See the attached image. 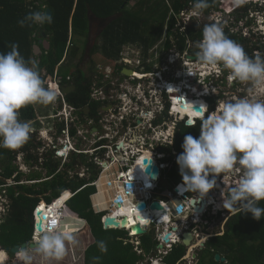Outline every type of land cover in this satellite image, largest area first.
<instances>
[{
    "label": "built area",
    "instance_id": "2783aa9c",
    "mask_svg": "<svg viewBox=\"0 0 264 264\" xmlns=\"http://www.w3.org/2000/svg\"><path fill=\"white\" fill-rule=\"evenodd\" d=\"M193 5L194 3H190L184 11L176 16L178 21L176 28L180 32H187L193 26V22L203 21V23L222 24L224 32L228 30L229 35L236 36L240 42H243L238 44L244 48L245 52L246 50L249 51L250 55L246 54L250 57L256 55L264 57V0H220L219 9L213 10L208 16L203 11L199 14H193ZM165 41L166 39L164 38L158 43L159 48L156 51L153 49L157 48L158 45L151 49L147 67L144 65L142 51L138 47L124 48L121 58L117 61L113 60L114 64H117L119 68V74H121L122 70L135 71L136 69L133 66L140 67L141 70H150V74L141 75V77L150 82L145 92L146 95H143V98L136 96L123 103L124 107L128 102L130 104L134 103V108H136L141 104L140 101L144 100V103L151 107V111L147 113L141 111L138 114L139 118L145 120V124L141 127H136L137 133L129 129L115 139L108 136L101 137L98 133L92 131L93 122L89 120L86 121L89 126L88 131H82V127H78L82 120L80 122L77 116L73 118L75 108L67 102H65L66 106L68 105L72 111L69 112L70 114L65 120L59 116L61 118L60 121L65 122L64 130L60 131L59 127L53 125V127L43 129L38 134L32 129L30 136L36 139V143L41 144V148L32 153L39 156L41 165H34L33 161L28 163V153H19L17 159L13 162V165L17 168L14 175L9 179L0 176V229L11 212L12 201L9 197V190L19 191L17 189L19 186H31L49 180L28 181V179H22L18 182L17 178L20 174L28 176L34 171H43L42 166L45 162V155L62 162L58 173L64 170V165L69 162L72 156H86L89 162L97 164L102 171L109 170L110 167L114 166H117L118 169L115 180L108 181V188L116 189L115 196L111 199V204L102 210L95 208L94 205L96 213H106L102 218L103 224L107 217H114L116 220L122 221L125 217L131 216L134 210L138 212L137 204L147 202V208L144 211V214L148 215L147 224L135 222L140 223L143 229L148 232L152 224L162 226V230L158 227L156 229L157 247L149 257L140 249L142 236L136 235L131 227L127 229L130 240H126V244L128 242L134 244L138 255L145 256V259L138 264H165L164 258L176 244L182 243L183 235L189 231L195 236L197 244L191 250L193 254L188 259H185L183 264H197L196 251L200 249L202 241L205 240L204 236L200 238V231L204 225L209 224L206 215L222 213L223 218H227L230 215L227 213L231 209L227 210L223 207L221 193L225 191L223 195L227 197V189L238 183L242 172L221 173L215 177L217 186L210 190L207 196L202 198L207 202L202 213L196 212L191 206L192 199L188 196L189 192H181L179 190L182 184L162 193L165 201H160V203L165 211L151 210V205L154 202L151 193H155L158 189L157 184L162 178L163 172L171 169L176 163L179 153L175 151L174 146L179 127L183 123L186 125L189 120L195 123L194 126L200 121L199 112L195 111L194 108L206 105L208 112L205 113V116L214 112L217 105L224 102V98L231 94V89L240 81L230 80L229 70L224 69L222 64L212 67L197 60L196 53L199 49L197 47V49L193 50V47L202 40H186V47L183 51L179 49L177 41L173 38L171 39L173 47L166 51L164 47ZM244 44L247 46H244ZM73 46L71 36L68 49ZM165 55H167L166 63L162 65L161 59ZM192 57L195 58L193 59ZM133 75L138 74L133 73ZM126 79L134 81L135 78L128 76ZM52 84L56 86L60 93L59 95L62 96L63 86L60 84L58 70L49 80L47 87L50 88ZM149 94L152 96V100ZM176 100L177 103H175ZM185 100H192V104H190L191 113L183 114L182 112L188 109ZM184 105L187 108H183ZM129 107L126 110L124 109V112L130 111ZM192 114L197 116H192ZM112 117V115H107L106 121L108 122ZM72 130H75L76 133L72 134ZM105 140H109L110 143H106ZM168 149H171V151H167ZM12 151L15 152L17 149ZM146 158L153 160L154 164L159 166L161 170L159 180L153 181L145 173L147 165L144 164V159ZM170 158L173 161L172 163H164L162 161ZM136 159H141L138 172L133 168V163ZM72 173H69L71 177H73ZM77 175L80 178H85L87 171L83 169ZM209 179H212L211 175ZM93 185H96L99 189L98 181L93 183ZM138 194H149V196L146 197V200L138 197L134 204L131 205V208L125 209L129 200L135 198ZM66 212L64 204H62V207H58L55 202L52 205L46 202L40 203L33 213L35 240L40 234L49 229L64 231V227L65 229L68 228V225H66L68 221ZM44 215L48 217L45 220L43 219ZM41 221L44 227L43 232H39L37 229V224ZM111 229L117 228L108 227L106 230ZM168 234H170L169 241H166L165 237Z\"/></svg>",
    "mask_w": 264,
    "mask_h": 264
},
{
    "label": "trees",
    "instance_id": "16d2710c",
    "mask_svg": "<svg viewBox=\"0 0 264 264\" xmlns=\"http://www.w3.org/2000/svg\"><path fill=\"white\" fill-rule=\"evenodd\" d=\"M190 3H194V0H0V53L11 51V45L18 44V51L26 60L37 61L41 74L44 70L47 72L45 80L48 76L50 80L58 70L60 83L64 86L67 84L68 76L72 75L71 65L69 63L63 65L72 59V53L62 63L71 35L73 40L75 38L85 40L89 33V14L93 13L97 18L112 19V21L101 33L91 54H101L107 60L117 61L121 58L125 46L138 47L142 51L144 65L147 67L151 49L164 38L166 51L173 47L172 38L177 41L181 51L186 47V40H202L203 27L211 23H204L202 26L194 24L185 33L176 28L178 24L176 16ZM209 3L210 7L203 10L206 16L220 7V0H209ZM48 9L52 11L51 24L24 27L19 25L18 21L29 13L47 12ZM227 31L225 34L230 39L243 43L236 36L229 35ZM43 33L49 37L51 49L38 58L34 54V45L39 44V36ZM76 55L77 53L74 56ZM76 80L78 91L67 96L66 102L79 110L78 114H82V110L86 107L92 108L93 115L98 113L100 104L91 102V86L83 84L86 80L80 70ZM19 111L18 118L21 122L30 124L35 119L32 104ZM64 126V123L59 124L60 131L65 129ZM48 127L51 126H45V128ZM38 128H41L40 124ZM75 133V130H72V134ZM186 135L198 138L200 121L194 127H186L184 123L179 127L174 146L179 154L183 152L182 144ZM30 137L31 139L15 152L0 147V170L2 171L0 176L9 179L14 175L17 168L13 162L19 153H28V163L33 161L34 165H41L39 156L32 153L38 151L41 144L36 143V139L32 136ZM44 159L42 168L46 172L45 175L40 173L26 178H30L28 181H40L42 180L40 175H43L45 176L43 179L49 180L32 186H19L17 189L20 193L14 189L9 190L12 201L11 212L1 227L0 245L13 248L24 243L30 244L34 235V210L42 201L52 203L59 199L56 206L59 207L68 201L67 206L80 218L75 217L66 207L68 214L76 219L87 221L89 225L92 235L87 228V223L84 228L74 231L84 230L82 234L88 238L85 242L87 248L85 264H93V258L97 256L101 257L100 264H138L143 261L145 256L138 255L133 244H126V240H130L128 232L105 230L102 218L106 214L96 213L93 208L92 197L97 193V189L91 184L99 175L98 167L90 163L86 157L74 155L70 162L64 165V170L58 173L61 163L47 155ZM165 161L172 162L170 159ZM80 166L90 169L91 176L88 180L81 179L77 175L72 178L69 175V171H75ZM23 176L20 174L17 181L20 182ZM163 177L171 185L183 183L177 162ZM195 194L190 192L191 196ZM96 198L98 200L101 197L94 199ZM260 206L264 207V202H261ZM207 219L211 223L214 219H221V215ZM78 222L70 220L68 222L70 228L68 227L67 230L70 231L83 224L82 221ZM221 227L217 236L207 241L205 249L199 254L197 264H218L215 261L217 254L226 258L225 263L219 262V264H264V217L256 220L251 213L242 212L239 215H232L223 226V230ZM140 240V249L147 257L151 256L157 247L154 232L141 237ZM97 241H104L107 244L106 254L99 251ZM186 255L187 248L183 244H177L164 258V263L183 264Z\"/></svg>",
    "mask_w": 264,
    "mask_h": 264
},
{
    "label": "clouds",
    "instance_id": "9594fccd",
    "mask_svg": "<svg viewBox=\"0 0 264 264\" xmlns=\"http://www.w3.org/2000/svg\"><path fill=\"white\" fill-rule=\"evenodd\" d=\"M209 7V0H194L193 14H199ZM52 22L53 17L48 15L47 12L29 13L18 21L21 27L26 25L43 26ZM197 47L199 51L196 53V58L200 63L212 67L222 64L224 69L229 70L230 80L251 82L256 86L264 85V57L259 55L250 57L246 54L240 44L225 34L222 24H206L202 30V41L198 43ZM18 48L19 45L13 43L11 51L0 53V147L10 150L18 149L27 143L32 132V124L19 120V110L34 103L48 105L53 103L57 96L54 88L46 86L47 81L42 78L37 61L26 60L20 54ZM68 50L67 48L66 54ZM66 108L68 110V105ZM207 112V106H202L199 110L200 135L198 138L186 135L182 144L183 152L177 156L176 162L183 181V183H180L182 185L179 190L181 192H189L188 196L192 200H196L195 205L198 206V200L207 196L210 190L217 186L216 176L221 173L242 172L238 183L227 189V197L223 195L225 191L221 193L223 207L227 210L231 209L230 215L227 218H223V214L218 213L217 215H206V218L221 215V219L217 220L224 221L223 226L232 215H239L242 212L251 213L254 219L260 220L264 217V207L260 206L261 202H264V101L239 98L235 101L219 103L214 112L205 116ZM194 125L195 123L192 120L186 122V127ZM165 160L162 161L169 163V161ZM170 160L172 159L170 158ZM59 162L62 165V162ZM136 165L137 161L134 160L133 168L138 172V169L135 168ZM169 170L171 169H167L165 172L162 171L163 176ZM210 175L212 179H209ZM178 185H173L172 187ZM91 186L98 188L93 183ZM190 192L196 194L191 196ZM161 197L155 198L152 196V199L154 202L159 201V203L160 201H165ZM58 200L46 203L52 205ZM67 202L64 204L65 207H67ZM145 203L148 204L147 202ZM136 213L145 218L144 212H135V215H137ZM129 217L133 218L134 221H140V219L132 216ZM78 218L80 217L78 216ZM133 226L130 225L131 228ZM152 226H155V230L152 229ZM157 227L162 230V226H157L156 224L150 226L149 232L145 230L147 234L154 232L156 239ZM113 230L128 232L126 228ZM79 233L75 232L74 235ZM74 235L63 230L49 229L40 234L35 240L34 229L31 242L34 245L31 248L26 246L19 249V258L22 264H33L35 256L59 262L66 255L67 245L75 246L79 243ZM208 236L211 235L206 234L204 236L205 240L202 241L205 243L204 247H206V243L210 239ZM194 241L197 242L196 238ZM97 247L102 254L107 253V244L104 241H97ZM204 247L202 248L201 246L200 250L204 249ZM83 249V252H85L86 246ZM188 258H184V262ZM100 260L101 257H94L93 264H100Z\"/></svg>",
    "mask_w": 264,
    "mask_h": 264
},
{
    "label": "flooded vegetation",
    "instance_id": "af4514ba",
    "mask_svg": "<svg viewBox=\"0 0 264 264\" xmlns=\"http://www.w3.org/2000/svg\"><path fill=\"white\" fill-rule=\"evenodd\" d=\"M90 16L89 14V23L90 17L93 18V23L89 24V33L87 38L83 40L82 45L79 46L78 53V63L74 69H72V75L68 76L67 84L63 86V88H69L72 90V87H75V90L71 92L69 95L60 96L57 94L56 100L52 103V106L55 109V115L46 116L45 114L42 116L39 115V112L42 110L45 112V108L38 109L37 103L32 104L35 111V119L30 122L32 129L36 131V133H40L45 128V124L50 125L53 123L55 126H59L65 122H61V116L65 120V116H68V111L66 107V97L70 96L78 91L77 85V75L80 70L85 78L86 82H83L84 85L91 86V102H97L100 104L98 108V113L92 114V108L88 107L90 110L87 113L85 109H83L82 114H78L79 110H76L74 117H78L80 120H89L93 122L92 131L98 133L101 137H110L115 139L118 135L124 134L127 130L131 129L137 133L136 127H141L145 124V120L138 117V114L143 111L147 113L151 111V107H148L144 100L140 101L141 104L134 108V103L130 104L129 102L126 106H123V103L127 100H131L136 96H140L143 98V95H146V90L150 84L145 78L141 77V75L150 74V70H131L138 75H131L135 79L131 81L126 79L127 76L123 75V70L121 74H119L117 64H107L106 59L101 58V60L95 57L96 54L92 55L91 51L95 47L98 42V39L105 29V27L110 24L111 19H100L97 18L93 13ZM94 21L97 23L95 24ZM44 34V33H43ZM43 34L39 36L41 42L44 43L45 38ZM47 37V35H46ZM42 43V53L40 54L42 57L43 54L48 53L50 50ZM75 47V46H73ZM51 49V45H50ZM246 53L249 54V51L246 50ZM250 55V54H249ZM76 58V59H77ZM40 63V60L38 61ZM63 60L62 63H64ZM69 62H65L63 65H67ZM62 66V65H61ZM47 72L44 70L41 74L42 78L46 76ZM130 77V76H129ZM49 76L46 78L47 84L49 83ZM61 84V83H60ZM47 86V85H46ZM62 86V84H61ZM236 86H240L239 91L233 92L230 96L227 97L228 101H235L240 98H249L253 100H261L264 101V85L256 86L251 82H239ZM235 86V87H236ZM234 87V88H235ZM262 87V88H261ZM151 100L152 96L149 94ZM236 98V99H234ZM177 101V100H176ZM188 102V100H186ZM56 102V104H55ZM36 105V106H35ZM130 106V107H129ZM147 110H146V108ZM130 108V111L124 112V109ZM112 115L113 117L107 122L106 116ZM146 115V114H145ZM86 120V121H87ZM81 122V121H80ZM105 123V124H104ZM38 124L41 125V128H38ZM106 126V128H105ZM52 127V126H51ZM65 127V126H64ZM106 143H110L109 140H105ZM138 161V159H136ZM2 227V226H1ZM1 232V229H0ZM22 245V244H21ZM19 246V245H17ZM16 247V246H14ZM13 247V248H14ZM29 247V246H28ZM11 248V247H7ZM0 245V264H3L4 260H6V264H20L22 263L19 255H14L11 253H7L6 251H1V249H7ZM30 248V247H29ZM12 249V248H11ZM34 262H37V256H35ZM33 262V264H34Z\"/></svg>",
    "mask_w": 264,
    "mask_h": 264
},
{
    "label": "water",
    "instance_id": "95a60500",
    "mask_svg": "<svg viewBox=\"0 0 264 264\" xmlns=\"http://www.w3.org/2000/svg\"><path fill=\"white\" fill-rule=\"evenodd\" d=\"M47 14L48 15H52V11L50 9L47 10ZM92 14L90 13V16ZM90 23H91V26H92V23H93V18L90 17ZM112 20V19H111ZM89 23V24H90ZM94 23L96 24L97 22L94 21ZM43 37L45 38L44 40V43L39 41V44H35L34 45V54L36 57H38V55H40L42 53V48H41V45L42 43L44 44V46L47 48V50H50V40H49V37L47 36L46 37V34L44 33L43 34ZM193 59L195 57H192ZM133 71L131 70H123V75L124 76H131L133 75ZM75 90V87H72V90H70L69 88H62V94L63 95H69L71 92H73ZM183 108H187L186 105L183 106ZM195 111L199 112V110L201 109V106H196L195 108ZM89 108L86 107L85 108V111L88 113L89 112ZM144 164L147 165V168L145 170V173L149 175L150 179L153 180V181H156L158 180L159 176H160V168L154 164L153 160H150V159H144ZM196 203V200H192L191 201V206H193V209L198 212V213H202L207 202L203 199H200L198 200V204H200V206H196L195 205ZM147 208V204L145 202H141L138 206H137V209H138V212L140 213H143ZM151 210L155 211H165L164 210V207L159 203V202H154L152 205H151ZM131 216L136 218V219H142L144 218L143 216L139 215H135V211H133L131 213ZM47 215H44L43 216V219H47ZM129 223V219L128 217H125L124 219H122V221H118L116 220V218L114 217H107L105 222H104V228L105 229H108V227H115V228H122V229H125L127 228V226ZM37 229L39 232H43L44 231V227H43V222L41 221L40 223L37 224ZM132 231L137 234L138 236H145L147 234V231L145 229L142 228V226L140 224H136L135 226L132 227ZM169 237H170V234L166 235L165 237V240L166 241H169ZM214 236H208V238H213ZM195 237L194 235L191 233V232H186L184 235H183V245L187 248V257H189L188 255H191V250L193 249L194 247V241ZM208 240V239H207ZM34 243H24L22 245H19V246H16L14 248H7V249H1V251H6L7 253H11V254H14V255H19V249H22L26 246H29L31 248V246H33ZM202 246V248L205 246V243L202 242V244L200 245ZM215 261L216 262H223L225 263L226 262V258L225 257H222L221 255L217 254L215 256Z\"/></svg>",
    "mask_w": 264,
    "mask_h": 264
},
{
    "label": "crops",
    "instance_id": "0c3cea01",
    "mask_svg": "<svg viewBox=\"0 0 264 264\" xmlns=\"http://www.w3.org/2000/svg\"><path fill=\"white\" fill-rule=\"evenodd\" d=\"M87 158V157H86ZM88 159V158H87ZM71 160V159H70ZM70 160H69V162H70ZM89 160V159H88ZM68 162V163H69ZM90 163H92V162H90ZM67 164V163H66ZM95 164V163H94ZM97 167H98V170H99V175L97 176V178H96V180H95V182H99V189L97 188V193L96 194H98V195H94L93 196V198H92V203H93V205H95V208H98L99 210H102L103 208H107V207H109V205L108 204H110L111 203V199L115 196V193H116V189L115 188H112V189H110V188H108V181H114L115 180V177H116V175H117V173H118V169H117V166H114V167H110V169L109 170H104V171H102V169L97 165V164H95ZM137 166H135V168H136ZM80 169H85L86 171H87V175H86V177L85 178H81V179H86V180H88L89 178H90V176H91V172H90V169L89 168H87V167H84V166H80L79 167ZM70 172H73V173H75V175H77L78 174V172H74V171H69V173ZM73 173H72V175H73ZM75 175H73V177L75 176ZM78 176V175H77ZM72 177V178H73ZM79 177V176H78ZM157 186H158V189H157V191L155 192V193H151V195L152 196H155V197H159V196H163L162 195V193L163 192H166V191H168L173 185H171V184H169L168 182H166V178L165 177H163V178H161L160 179V181H159V183L157 184ZM160 189H161V192H160ZM161 194V195H160ZM147 196H149V194H138V195H136L135 196V198H131L130 200H129V202L127 203L128 205H127V208H125V209H129V208H131L132 206V204H134V201L138 198V197H141L142 199H146V197ZM95 197H101V198H99L98 200H97V198H96V200L94 199ZM162 198V197H161ZM108 202H110V203H108ZM67 208L69 209V211L75 216V217H78V215L76 214V213H74V212H72L71 210H70V208L67 206ZM67 220H68V222L70 221V220H73V221H76V222H80V221H82L83 222V224L85 225L86 223H87V221H83V220H79V219H76V218H74L73 216H71L70 214H68L67 213ZM213 215H215V214H213ZM209 218H212V216H209ZM216 221H218L217 219H214V220H212L211 221V223H209L206 227H203V230L201 229V231H200V238L201 237H203V236H206V234H208V235H212V236H216L217 235V233L216 232H213L212 231V229H214L215 228V225L217 224V222ZM68 222H66V223H68ZM78 222V223H79ZM216 223V224H215ZM145 224H147V223H145ZM81 225V224H80ZM76 227H79V225L78 226H76ZM76 227H75V229H76ZM84 227V226H83ZM87 228L89 229V231H90V228H89V225H88V223H87ZM221 230H223V224H222V227H221ZM204 231H205V233H204ZM84 231H82V232H78L79 234H77V235H75V236H77L76 238H78L80 235L83 237L84 235L82 234ZM202 232V233H201ZM90 234H91V231H90ZM79 235V236H78ZM92 235V234H91ZM88 241V238H86L85 236L82 238V249H83V247L85 246V242H87ZM197 244V242H195V244L194 245H196ZM80 245V244H79ZM81 246V245H80ZM74 247V246H73ZM72 249V247L70 248V250ZM204 249H205V247H204ZM203 250V249H202ZM201 250V251H202ZM200 251V250H199ZM200 251V252H201ZM84 254H85V252H84ZM191 254H193V252H191ZM200 254V253H199ZM199 254H196L197 255V258H196V260H197V262L199 261ZM71 255L73 256V258L74 257H76V253H75V248H73L72 250H71ZM188 256H190V255H188ZM185 258H188V257H185ZM71 261H73L72 259H71ZM85 264V263H84Z\"/></svg>",
    "mask_w": 264,
    "mask_h": 264
},
{
    "label": "rangeland",
    "instance_id": "374dc122",
    "mask_svg": "<svg viewBox=\"0 0 264 264\" xmlns=\"http://www.w3.org/2000/svg\"><path fill=\"white\" fill-rule=\"evenodd\" d=\"M130 6H132V4L130 5ZM196 23V24H195ZM197 25V24H199V25H197V26H202L204 23H203V21L202 22H193V24L192 25ZM82 42H83V39H79V38H75V40H73V44H74V46L75 47H73V49L71 48V49H69L68 50V52H67V54L65 55V60H66V57L68 56V55H70L71 53H72V59L71 60H68V58H67V60L69 61V64L71 65V70L72 69H74L75 67H76V65H77V63H78V56H79V54L77 55V57L76 56H74L76 53H78V51H79V49H78V47L80 46H83L82 45ZM158 45V47L157 48H154L153 50L154 51H156L158 48H159V44H157ZM156 45V46H157ZM244 46H247L246 44H244ZM126 47H132V46H125L124 48H126ZM160 49H161V47H160ZM194 49H197V45H194V47H193V50ZM153 51V52H154ZM262 52V51H261ZM40 56L41 55H38V58H40ZM166 56L167 55H165V56H163V58L161 59V64L163 65V64H165L166 63ZM95 57L97 58V59H99V60H101V58H103V59H105L101 54H97V55H95ZM77 58V59H76ZM70 59V58H69ZM107 60V59H106ZM67 61V62H68ZM106 63L107 64H112V63H114V61H112V60H107L106 61ZM159 65V64H158ZM133 68H135L136 70H141V68L140 67H137V66H133ZM146 70V69H145ZM51 80V79H50ZM239 88H240V86H236L235 88L233 87L232 89H231V94L233 93V92H237V91H239ZM230 94V95H231ZM230 95H228V96H230ZM227 96V97H228ZM227 97H225L224 99V102H226V101H228V99H227ZM240 98V97H239ZM234 99H236V98H234ZM55 104H56V102H55ZM37 106H38V109H41V108H45L46 109V111L44 112L42 109V112H39V115L40 116H42V114L44 115H46V116H52V115H55V109H54V107L52 106V103H50V104H48V105H43V104H40V103H37L36 104ZM35 105V106H36ZM66 108V107H65ZM68 112H70V111H72L71 109H69V107H68V110H67ZM70 113H68V115H69ZM65 118H67V115H66V117ZM108 118V117H107ZM109 119V118H108ZM86 120L87 119H85V120H83L82 121V123L81 124H79V126L78 127H82V131H88V129H89V126H88V124L86 123ZM53 123H51V126L53 127ZM45 126H47V124H45ZM41 136V135H40ZM30 139H31V137H30ZM29 139V140H30ZM158 162H160V161H158ZM82 170H83V168L82 169H80V168H77L74 172H78V173H80V172H82ZM44 174L45 175V173L46 172H44V171H40V172H37V171H34L32 174H30L31 176L32 175H37V174ZM30 175H28V176H23L24 178L23 179H30V178H26V177H29ZM73 175H75V173H73ZM41 177H42V179L43 178H45V176H43V175H40ZM40 178V177H39ZM155 197V196H154ZM155 198H159V197H155ZM227 214H229V213H227ZM144 219V218H143ZM142 219V220H143ZM217 222V224L215 225V228L214 229H212V231L213 232H216V233H218L219 232V229H220V227H221V225H222V220H218V221H216ZM86 225V224H85ZM84 224H81V225H79V227L77 228V229H82V228H84L83 226H85ZM152 229L153 230H155V226H152ZM72 234L74 235L75 234V232L73 233L72 232ZM75 236V235H74ZM79 236V235H78ZM75 237H77V236H75ZM84 237V236H83ZM81 235L77 238V240H78V244L77 245H75L74 247H73V245H67V251H66V255H65V257H64V259L63 260H61V261H59V262H57V261H55V260H45V259H43L42 257H40V256H37V262H34V264H84V249H82V238H83ZM81 246H80V245ZM71 247H73V248H75V253H76V257H74L73 258V256L71 255V250H70V248ZM200 250V249H199ZM199 250H197L196 251V254H199L200 253V251ZM71 259L73 260V261H71ZM22 264V263H21ZM218 264H219V262H218Z\"/></svg>",
    "mask_w": 264,
    "mask_h": 264
},
{
    "label": "bare ground",
    "instance_id": "6f19581e",
    "mask_svg": "<svg viewBox=\"0 0 264 264\" xmlns=\"http://www.w3.org/2000/svg\"><path fill=\"white\" fill-rule=\"evenodd\" d=\"M50 88H54V90H55V92L57 93V94H60L59 93V91L56 89V86L54 85V84H52L51 86H50ZM262 88V87H261ZM185 102H186V104H187V106H188V109H186V110H183L182 112H183V114H187V113H191V108H190V104H192V100H188V102L185 100ZM175 103H177V101H175ZM192 116H197V115H195V114H192ZM137 163H138V165H136L137 167H136V169H138V170H140V164H141V159H138V161H137ZM108 203H110V202H108ZM111 204V203H110ZM110 204H108V205H110ZM59 207H62V205H60ZM124 212H126V210H124ZM66 214H67V212H66ZM137 215H139L138 213H136ZM68 216V215H67ZM142 216V215H141ZM145 216V218L142 220H140V221H136V222H142V223H147V220H148V215H144ZM117 217V216H116ZM131 217H129V223H128V225L129 226H127V228L126 229H128L129 227H130V225L132 226V225H136L137 223H136ZM77 228L78 227H76V230H77ZM75 229V228H74ZM74 229H71L70 231H68L67 230V228L66 229H64V231H67V232H70V233H72V232H74V231H72V230H74ZM3 264H6V260H4V262H3ZM21 264V263H20Z\"/></svg>",
    "mask_w": 264,
    "mask_h": 264
}]
</instances>
